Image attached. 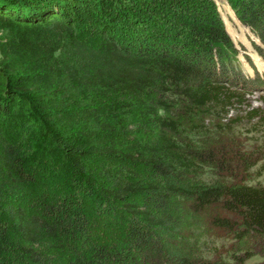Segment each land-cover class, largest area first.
I'll list each match as a JSON object with an SVG mask.
<instances>
[{
	"label": "trees",
	"instance_id": "16d2710c",
	"mask_svg": "<svg viewBox=\"0 0 264 264\" xmlns=\"http://www.w3.org/2000/svg\"><path fill=\"white\" fill-rule=\"evenodd\" d=\"M138 1L0 0L2 22L23 31L59 29L53 51L71 58L63 95L88 91L107 109L86 112L97 129L81 145L53 126L61 97L48 105L34 93L47 88L21 67L0 61V264H43L45 247L54 242L68 250L69 264H246L254 255L247 249L213 258L190 248L171 253L152 231L154 223L169 219L170 197L178 194L192 200L195 212L219 207L227 216L214 222L237 230L239 238L264 234V184L253 183L264 173L259 160L216 141L200 147L179 141L181 125L165 115L172 108L163 101L173 92L194 110L227 113L244 103L236 88H264V80L249 57L254 76L242 68L210 0ZM236 12L259 37L255 48L264 59V0L239 1ZM136 109L158 129L137 143L129 142L122 127V117ZM257 116L264 123V113ZM47 150L56 153L55 162ZM110 166L134 180L116 176L104 187L99 209L106 216L129 211L132 217L127 242L97 244L83 235L87 222L79 197L88 177ZM204 166L221 170L203 181ZM62 174L77 188L71 201L55 184ZM150 208L165 220H156Z\"/></svg>",
	"mask_w": 264,
	"mask_h": 264
},
{
	"label": "rangeland",
	"instance_id": "374dc122",
	"mask_svg": "<svg viewBox=\"0 0 264 264\" xmlns=\"http://www.w3.org/2000/svg\"><path fill=\"white\" fill-rule=\"evenodd\" d=\"M170 1L172 0H147L144 3L155 5L161 2L166 5V2ZM210 1L224 22L226 32L230 36L234 48L238 50L242 68L249 76H254V69L247 59L249 57L264 80V59L255 48L256 45L261 46L260 39L242 24L236 12V5L242 0ZM173 26L179 27L178 23H174ZM58 31L59 29L53 27L45 31H23L13 24L0 21V61H8L10 67L13 66L15 69L21 67L19 71L30 74L36 83L45 89L47 88L43 92L34 89V93L36 97L45 99L47 104L50 102L48 105L52 103L53 98L61 97V102L54 108L58 117L53 121V126L61 134L68 136L70 140L85 145L90 142L89 137L97 129L91 118L85 115L86 112L104 114L107 109L102 107L105 102L98 100L88 91H76L70 88V99L63 95L61 90L69 87L64 82L68 76L65 70L71 64V58L69 55L59 58L58 52L53 51L54 40ZM58 80L62 85L59 84ZM236 89L243 94L244 103H236L234 107L226 109L228 110L227 113L220 110L212 111L207 108L194 110L186 105L187 103L181 95L179 97L173 92L164 94L163 101L166 102L167 107L172 108L166 110L168 112L165 115L176 118L178 124L181 125L178 135L179 141L182 140L184 143L196 147H200L203 143L216 141L224 147L229 146L232 152L244 151L247 154H252L256 161L259 160L257 166L264 168V123L257 116L258 112L264 113V88L246 90L239 86ZM177 91L179 90L177 89ZM162 113L164 114L163 110L160 114ZM122 118V127L126 131L125 136L129 142L137 143L143 141L144 137L157 133L158 129L154 127L153 123L145 122V117L138 109L134 110L130 117L123 116ZM125 136L123 135V140ZM92 147L96 149V146L93 145ZM51 151L47 150V153L51 155L52 163L56 161L57 155ZM46 158L45 160L48 161L49 157ZM231 163L233 162H227L228 166ZM220 170L204 166L200 179L203 181L214 179ZM116 176H121L128 181L134 180L129 175L124 177L123 173H119L111 166L108 170L99 168L95 175L88 177L89 186L86 188V192L81 193L82 196L79 197L80 203H82V214L85 222H87V230L83 235L97 244L117 242V240L128 241L127 226L130 217H132L129 211L119 213L116 216H106L99 209L104 187L106 188L110 182L114 181ZM258 181L264 184V173L253 183ZM55 184L67 190L68 201H71V196L76 195L77 188L71 185L70 181L64 179L63 174L58 176ZM138 202L141 210L146 212L147 210L143 209V203L146 202L143 200ZM149 211L156 220H165V217L155 209L150 208ZM168 212L169 217H167L170 220L166 218L169 221L166 220L163 225L154 223L157 226L152 228L167 251L172 253L190 248L197 251L201 256L213 258L217 254L222 255L236 249L238 252L241 251L240 249H247L254 255L246 261V264H264V234L239 238L237 230L218 227L214 222L215 219L227 216L219 207L213 206L202 212H195L192 209V200L187 195L172 194ZM133 217L138 218V216ZM69 256L68 250L61 249V246L54 242L45 247L42 260L43 264H69Z\"/></svg>",
	"mask_w": 264,
	"mask_h": 264
}]
</instances>
